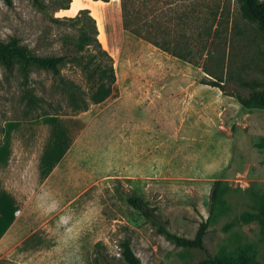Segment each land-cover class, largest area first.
I'll use <instances>...</instances> for the list:
<instances>
[{"label":"rangeland","instance_id":"rangeland-1","mask_svg":"<svg viewBox=\"0 0 264 264\" xmlns=\"http://www.w3.org/2000/svg\"><path fill=\"white\" fill-rule=\"evenodd\" d=\"M59 1L43 0V13L31 0H0V40L14 36L40 56L63 54L77 24L50 16L73 17L87 8L116 80L111 95L86 110L72 141V183L58 185V201L11 207L7 222L0 213V264H126L119 246L125 238L143 264H194L205 257L159 233L127 203L130 194L142 196L171 231L186 237L209 219L203 243L211 256L264 264L260 225L241 218L264 197V108H244L205 83L264 84L263 34L243 16L240 1L129 0L152 24L153 37L162 42L165 31L172 46L179 40L187 60L124 29L121 0H72L68 9H58ZM59 68L58 76L35 66L25 71L18 61L9 69L0 63V142L7 122L19 121L15 134L24 135L29 151L42 155L54 145L52 154L68 151L71 142L34 140L35 126L21 124L43 112L72 115L64 82L73 81L90 99L95 65L84 69L74 61ZM217 180L219 202L210 215Z\"/></svg>","mask_w":264,"mask_h":264},{"label":"trees","instance_id":"trees-1","mask_svg":"<svg viewBox=\"0 0 264 264\" xmlns=\"http://www.w3.org/2000/svg\"><path fill=\"white\" fill-rule=\"evenodd\" d=\"M7 4H11V0H4ZM32 3L43 13L47 12V6L43 0H31ZM107 1V0H103ZM240 10L244 17L255 22L263 34L264 38V0H239ZM72 0H60L58 2V9H68L71 6ZM122 4V25L134 35L142 37L152 44L162 48L163 50L188 59L189 55L183 54L180 51L184 50L183 44L178 40L172 46L171 40L162 36L165 40L162 42L156 40L150 32L152 24L149 20L140 18L138 11L130 8L129 0H121ZM50 18L54 22L63 23L66 20L75 22L77 24V36L72 40L71 47L65 53L60 55L40 56L32 53V51L25 45L21 44L18 38L12 36L8 40H0V63L6 68H11L15 61L20 62L25 71L30 66L46 69L52 71L55 75H60V64L65 62L76 61L82 68L87 69L89 64L95 65L96 80L91 85L92 93L90 99L84 98L85 92L73 81L64 82L66 87L67 100L71 107V112L66 114H78L88 110L90 105L103 102L111 95L112 85L116 80L115 71L113 68V59L109 52L103 48L97 39V26L95 18L90 14L89 9L82 8L78 10L73 17H53ZM151 23V22H150ZM147 27V28H146ZM164 30V29H163ZM162 30V32H163ZM99 37V35H98ZM182 46V47H181ZM85 61V62H84ZM189 61V60H188ZM205 82L219 87L224 93H228L236 97L238 102L247 109L264 108V84L260 87H254L249 82L240 79L236 83L229 84L222 83V80L214 79ZM231 83L233 84L232 87ZM59 114L58 112H43L30 119L39 118L44 115ZM1 143V142H0ZM220 181H215L210 195L209 213L212 215L219 202L220 195ZM127 203L136 210L145 220L151 222L159 233L163 234L167 239L179 246L187 248H197L205 252V257L194 264H229L224 258L219 256H211L203 243V237L206 233L209 219L201 221L193 235V237H186L168 227V220L164 219L158 212L156 207L151 206L147 200L138 194H130L126 198ZM244 221H257L260 225L262 234L264 235V197L261 198L257 205L255 212L245 211L241 214ZM120 254L126 264H143L139 256L135 253L129 238L120 241Z\"/></svg>","mask_w":264,"mask_h":264},{"label":"crops","instance_id":"crops-1","mask_svg":"<svg viewBox=\"0 0 264 264\" xmlns=\"http://www.w3.org/2000/svg\"><path fill=\"white\" fill-rule=\"evenodd\" d=\"M87 113L88 111H84L60 118L44 115L21 123L35 126L29 133L34 140L49 141L53 145L71 142L66 147L68 151L59 154H52L55 145L45 148L42 155L29 151V142L22 139L24 135L15 134L13 126L19 121L7 122L0 143V213L7 218L6 222L10 220L9 208L28 206L30 201L41 206L53 205L58 201L55 195L58 185L66 180L72 183V141H75L79 127L85 123L83 119ZM61 119L67 120L68 126L57 124ZM5 232L7 228L4 229Z\"/></svg>","mask_w":264,"mask_h":264}]
</instances>
